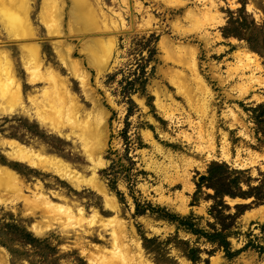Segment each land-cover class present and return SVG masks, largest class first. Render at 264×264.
<instances>
[{
	"label": "rangeland",
	"instance_id": "374dc122",
	"mask_svg": "<svg viewBox=\"0 0 264 264\" xmlns=\"http://www.w3.org/2000/svg\"><path fill=\"white\" fill-rule=\"evenodd\" d=\"M42 5L43 0L31 1L34 28L44 55L61 70L40 17ZM102 6L118 28L117 48L101 75L88 64V51L83 49L90 45L93 49L92 39L104 38L106 24L78 33L82 24L70 14L67 0L62 30L77 46L76 58L83 60L107 116L109 137L99 180L110 197L108 203L91 187L76 190L58 176L10 164L1 146L0 160L28 184L43 182L55 201L59 198L54 192L64 189L73 201L94 206L105 228L121 222L156 264H181L182 256L190 264H264V212L259 210L264 192L253 191L264 182V0H102ZM0 30L6 32L1 22ZM239 43L256 54L251 57L253 67L260 63L253 78L249 68L248 74L242 72ZM193 51L199 78L184 62ZM19 55L13 52L20 65ZM62 69L81 94L84 110L94 109L79 81ZM21 75L24 81L25 72ZM200 79L210 92L199 88ZM201 94L209 99L206 117L195 107L194 99ZM17 114L0 118V137L24 143L28 136L41 138L80 165V156L66 149L72 148L71 142ZM198 129L213 130L215 143L201 140ZM234 195L245 201L230 203L228 197L237 198ZM15 199L5 197L0 204V264H93L88 255L96 260L98 255L90 244L111 247L109 230L102 236H86L75 224L67 226L68 233L44 222L51 230L37 236L30 225L44 217L32 218L30 209ZM80 236L89 253H80Z\"/></svg>",
	"mask_w": 264,
	"mask_h": 264
},
{
	"label": "bare ground",
	"instance_id": "6f19581e",
	"mask_svg": "<svg viewBox=\"0 0 264 264\" xmlns=\"http://www.w3.org/2000/svg\"><path fill=\"white\" fill-rule=\"evenodd\" d=\"M31 1L0 0V22L6 31L5 34L3 30H0V118L4 114L16 115L17 113L28 117L40 125L44 132L71 142L72 148L66 147V149L70 150L72 156H80L82 162L78 166L59 154L49 142L41 138L32 140L29 136L28 143L16 138L0 137L1 152L10 164L18 162L31 169L58 176L65 179L76 190L91 187L101 193L108 203L110 197L99 180V169L103 166L102 152L107 147L109 137L106 131L107 120L105 118L107 116L103 114L99 100L95 98V91L91 88L89 81L90 75L83 65V60L76 58L77 46L71 43L72 38L69 35L63 33V9L67 0H43L40 17L51 34L55 57L61 63L59 67L67 68L79 81L82 93L91 102L93 101L94 109L84 110L85 105L81 102V94L75 90L74 84L69 78L63 76L62 68L61 70L56 68L44 55L43 42L34 28L31 16ZM70 2V14H74L83 26H78V33L85 29L93 32L105 24L110 29L105 31L104 38L91 40L96 44L92 46L93 49L91 45L83 49L88 51V64L101 75L109 68L113 53L117 48L115 29L118 25L111 14L104 10L102 0H70ZM72 29L74 31V28L70 30ZM13 44L15 50L12 47ZM13 52L21 53L19 55L20 65L16 62ZM196 54L195 51L188 53L187 57L184 56V62L199 78ZM242 54V72L245 73V68H249V76L253 78L255 71L261 69L260 63L257 62L256 67H253L251 57L254 52L239 43V57ZM23 71L26 74L24 81L20 77ZM200 82L202 86L199 88H202L204 92H210V88L202 80ZM201 95L203 97L198 96V99H194L197 100L195 107L203 117H206L209 115V99L205 98L206 95ZM211 123L214 124V119H211ZM212 131L201 130L200 132L198 129L199 137L203 141L214 144L215 136ZM224 156L228 157L229 153H225ZM54 196H57L59 200L52 199L43 182L28 184L14 167L0 160V204L4 202L5 197L20 199L23 206L30 209L27 211L32 218L44 217L42 221H35L30 225L37 236L47 235L52 229L51 226L54 227L53 225L56 229L60 228V231L69 233L67 226L75 224L86 236L93 233L102 236L105 230H109L110 248L90 244L98 255L97 260L92 255H88L91 263L156 264L144 252L141 241L130 237L124 224L117 222L110 228H105V220L103 221L98 209L94 206L86 208L80 199L73 201L65 195L64 189L54 192ZM228 201L234 203L245 200L228 197ZM7 202L5 203L8 204ZM259 210L264 212V206H261ZM108 221L113 220L109 218ZM44 222L49 223L46 226L50 227V230ZM80 239L78 245L80 253H89L86 247L88 243L84 241V236H80ZM179 261L181 264H190L183 256L179 258Z\"/></svg>",
	"mask_w": 264,
	"mask_h": 264
},
{
	"label": "trees",
	"instance_id": "16d2710c",
	"mask_svg": "<svg viewBox=\"0 0 264 264\" xmlns=\"http://www.w3.org/2000/svg\"><path fill=\"white\" fill-rule=\"evenodd\" d=\"M254 188V190L253 191H255V194L257 195L259 192H264V182L261 184V185H259V186H256V187H253ZM254 193L252 192V195H253ZM233 197H238V196H236V195H234ZM241 197H243V196H241ZM246 199V198H245Z\"/></svg>",
	"mask_w": 264,
	"mask_h": 264
}]
</instances>
